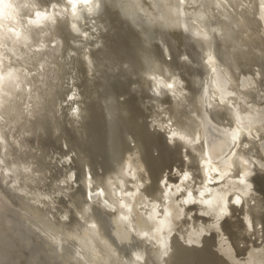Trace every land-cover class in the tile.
Here are the masks:
<instances>
[{
  "label": "bare ground",
  "instance_id": "obj_1",
  "mask_svg": "<svg viewBox=\"0 0 264 264\" xmlns=\"http://www.w3.org/2000/svg\"><path fill=\"white\" fill-rule=\"evenodd\" d=\"M0 264H264V0H0Z\"/></svg>",
  "mask_w": 264,
  "mask_h": 264
},
{
  "label": "snow or ice",
  "instance_id": "obj_2",
  "mask_svg": "<svg viewBox=\"0 0 264 264\" xmlns=\"http://www.w3.org/2000/svg\"><path fill=\"white\" fill-rule=\"evenodd\" d=\"M37 15H39V13Z\"/></svg>",
  "mask_w": 264,
  "mask_h": 264
}]
</instances>
